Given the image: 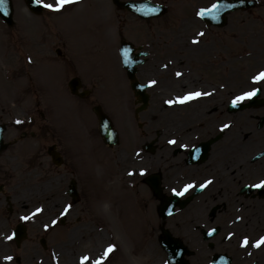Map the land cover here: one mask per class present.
Returning <instances> with one entry per match:
<instances>
[{
    "label": "flooded vegetation",
    "instance_id": "flooded-vegetation-1",
    "mask_svg": "<svg viewBox=\"0 0 264 264\" xmlns=\"http://www.w3.org/2000/svg\"><path fill=\"white\" fill-rule=\"evenodd\" d=\"M213 2L107 0L111 13L126 28L144 32L143 44L138 46L148 53L138 71L139 80L147 86L148 104L141 110L143 105L137 104L133 92L127 93V104L132 106L127 120L130 134L120 135L117 147L104 145L102 151L110 153L113 162L110 199L116 205L129 206L137 217L143 215V233L157 248V264H264V246H241L245 236L250 243L264 236V188L252 186L264 179V91L259 93L255 107L241 108L249 100L237 106L241 109L231 111L234 96L264 87L252 83V77L264 71V49L249 62L230 60L226 46L229 28L235 25L234 19L241 21L244 15L229 16L227 26L221 29L213 27L196 16L200 8ZM118 3L128 4L129 8L123 9ZM138 6L150 11L157 8L161 15L143 18L133 11ZM201 31L205 33L201 42L192 44ZM218 43L225 46V54L217 50ZM24 50L27 56L17 61L16 72L28 78L30 87L10 97L16 107L14 123L6 118L5 108L0 115V120L7 123V134L13 132L8 137L11 150L0 156V190L28 184L30 179L23 172L28 175L30 170L41 169L36 173L40 177L48 170L52 175L41 182L51 185L46 202L71 204L68 192L76 175L75 162L72 165L67 160L71 158L67 141L57 133L52 105L46 102L48 93L41 92L36 80L49 69L66 77L67 86H62L67 96L64 103L77 121L72 126L73 137L82 132L91 135L96 126L88 113L104 104V97L96 87L83 85L82 79L87 73L94 75L96 66L72 45L54 49L51 39L44 44L25 45ZM176 72L182 75L177 77ZM153 79L158 83L149 87ZM72 80H77L79 86L71 88ZM197 90L213 94L184 104L165 103ZM17 120L24 123L17 124ZM224 124L230 127L221 131ZM173 139L175 145L169 143ZM211 142L205 151L194 154L193 146ZM183 144L188 148L181 147ZM53 156L62 160L61 169L65 171L55 177V169L59 168ZM141 169L146 170L145 175L139 174ZM209 179L213 183L201 189L199 185ZM55 180L63 181L64 186L53 194ZM75 181L81 201L85 190L79 179ZM189 183L196 186L185 196L173 194V188L180 190ZM6 201L4 197L0 205ZM172 205L174 211L168 215ZM8 211V217L0 215V264L5 255L15 258L11 264H53L52 245L42 243L44 235L54 234L53 227L44 228L50 223L38 221L39 228L35 227L36 221L25 223L27 238L17 246L4 239L13 233V206H8ZM213 228L216 232L209 236ZM147 259L143 255L137 264H147Z\"/></svg>",
    "mask_w": 264,
    "mask_h": 264
},
{
    "label": "rangeland",
    "instance_id": "rangeland-1",
    "mask_svg": "<svg viewBox=\"0 0 264 264\" xmlns=\"http://www.w3.org/2000/svg\"><path fill=\"white\" fill-rule=\"evenodd\" d=\"M12 1L15 10V26L8 28L0 21V115L1 110L5 108L6 118L14 123L16 107L12 105L13 100L9 102V99L11 95H15L13 92H18L20 88L28 86L26 84L28 78L25 79L16 72V63L20 58L19 50L21 46L19 45L32 44L33 40H46V33L50 29L51 39L70 42L74 48L79 49L87 61L89 60V63L96 66L93 75L96 78L95 82L99 83V87L109 94L105 95L109 102L108 114L114 116L121 133L129 135L130 132H127L129 128L124 118V112L118 105L119 101L117 99L121 95V88H124L125 84L127 85L121 73L117 46L119 47L121 38L134 43L143 42L144 32L129 28L131 26L126 28L125 23L119 17L112 14L108 8H104L106 0H99L101 5L98 0L80 1L79 5L71 7L61 15L52 14V18L48 20H46L49 17L47 12L43 14L42 18L33 17L26 9L23 0ZM258 1L260 3L258 9L245 14L244 17H241V21L237 22V18L234 19L235 25H231L229 28L230 40L227 43L228 45L224 44L228 46L230 60L241 58L246 62L250 61L252 53H257V50L251 49H255L264 39V0ZM250 31L251 33L255 32V35L262 34L261 40L256 41L254 39L250 41L247 38V35L251 34ZM238 45H241V49L237 48ZM23 46L22 55L25 54L23 53ZM262 48H264V44ZM217 50H220V52L223 50L225 54V46L221 43H218ZM87 67L86 65V69ZM91 79L93 80V78ZM63 80V75L55 69H49L41 77V81L47 87L48 97L46 102L52 105L50 112L53 115L57 133L66 139L67 155L75 160L76 166L82 172L81 182L85 189V200L78 206H72L66 217H59L58 214L66 203L53 202L47 204L46 199L50 197L51 185L41 184V182H46L52 174L47 170L42 176L36 177V173L41 169H37L38 171L30 170L31 172L28 175L23 172L24 177L30 179L29 183H24L15 190L8 188L5 190L6 195L11 196L13 199L12 205L15 211L14 220H12L14 223H11V227L18 221H23L20 217L30 215L36 208L43 209L42 213L29 221H36V228H39L38 221L43 219L47 221L65 219L64 226H61L60 223L55 226L59 233L54 234L52 237L49 236L53 251L56 250L60 255V258L55 259L53 254V264H65L67 255L72 250L63 247V243H69V241L78 238L79 242L75 251L86 249L89 246L88 239L82 237V235L86 233L87 226L92 224L87 218L88 211H90V219L94 225L109 232L117 245V250L114 253L115 257L112 254L106 264H133L134 262L137 264L141 260L140 257L137 253L133 254L130 251L134 248L139 252L146 249V239L143 233L144 217L143 215L137 217L126 205L115 207L111 206L109 200L106 202V196L102 193L103 191L107 194L110 192V179L114 170L112 157L111 155L103 157L102 154L98 153L97 155L94 152L93 135L82 132L80 135H75L76 138L73 137L72 126L77 121L70 112L69 107L64 103L67 96L66 91L62 89ZM89 80L84 78L85 85H91ZM72 149L74 154L70 153ZM100 164L102 166H98ZM42 170L44 171V169ZM64 172V170L54 172L53 176L55 177ZM90 185L91 191L88 189ZM63 186V181L55 180L53 182V194H56L58 187ZM96 189L104 197V200H97L95 203L90 204L92 196L96 195L94 194ZM2 198L3 196L0 195V200ZM0 215L9 216L7 208L3 205H0ZM80 238H84V240H80ZM152 246L150 244L149 251L147 250V253L144 254V257L148 256L147 264H156L158 259V253L151 251ZM97 254L102 253L97 252Z\"/></svg>",
    "mask_w": 264,
    "mask_h": 264
},
{
    "label": "snow or ice",
    "instance_id": "snow-or-ice-1",
    "mask_svg": "<svg viewBox=\"0 0 264 264\" xmlns=\"http://www.w3.org/2000/svg\"><path fill=\"white\" fill-rule=\"evenodd\" d=\"M32 3L36 4L37 6L46 9L49 14H54V15H61L64 12H67L71 7L76 6L77 4L80 3V0H31ZM9 4L10 0H0V14L3 16H8L9 15ZM233 7V5L229 4L227 0H215V2L211 3L210 6L200 8L196 16L199 17L200 19H209V20H218L221 15L222 10H227ZM138 11H144L143 8L137 7ZM152 12H158L157 8H152ZM205 36L204 32H198L196 34V38H193L191 40L192 44H199L201 42L200 38H203ZM132 50L130 48H123L122 53H123V63L126 66H131L132 60L130 59V52ZM30 60V58H29ZM165 67H168L166 64ZM175 75L177 77L181 76L182 73L176 72ZM158 82L153 79L148 82V86L152 87L155 86ZM252 83L253 85H261L264 86V71L258 72L256 75L252 77ZM264 91V87H253L251 90L248 91H243L239 95L234 96L232 99L231 103L233 106H238L244 101H249L252 100L254 97H257V95L261 92ZM213 93L209 91H191L187 92L183 96H178L175 99H169L165 101L166 104L168 105H173V104H184L186 102H190L192 100L199 99L201 97L205 96H211ZM17 124H22L24 121L17 120ZM230 125L224 124L221 128V131L229 128ZM170 144L175 145L177 143L176 140H169ZM183 148H188V145L183 144L181 145ZM194 151H199V149H196L195 146H193ZM140 175H145L146 170L141 169L139 172ZM129 175H135L134 172H130ZM213 181L211 179L204 181L199 185L201 189L206 188L208 185H211ZM196 185L194 183H189L184 185V187L180 190H177L176 188L172 189V192L175 196L183 197L185 196L186 193H188L191 189H193ZM255 188H264V179H260L257 183L252 185ZM72 208L71 204H67L63 207L62 211L58 214L59 217H66L70 210ZM43 212L42 208H36L34 212H32L30 215H24L20 217L21 220L23 221H29L36 215L40 214ZM169 215L172 214L171 210H169ZM59 219H53L50 224H45L44 228L45 230L49 229L50 227H54L59 223ZM216 232V229L213 228L208 231V235L211 236ZM17 237V233L13 232L11 235H7L4 237L5 240L7 241H13ZM241 246L242 247H249V246H254L256 248H261L264 246V236L259 237L257 240L254 241V243H250V240L247 236L243 237L241 241ZM117 250V245L115 243H109L107 247L103 250L102 254L97 256L95 259L90 257L89 255H83L79 259V264H106V262L111 258L112 254L115 253ZM15 258L12 255H5L2 257L3 264H11V262ZM168 264H171V262H168Z\"/></svg>",
    "mask_w": 264,
    "mask_h": 264
},
{
    "label": "water",
    "instance_id": "water-1",
    "mask_svg": "<svg viewBox=\"0 0 264 264\" xmlns=\"http://www.w3.org/2000/svg\"><path fill=\"white\" fill-rule=\"evenodd\" d=\"M29 8L33 11V12H36V13H41L42 11V8L37 6L36 4L32 3L31 0H26ZM246 3L245 7H252L253 4H248ZM233 5V4H232ZM243 8L244 6H233L230 8V11H233V10H236V9H239V8ZM0 17L6 22L8 23L9 25H12L13 24V20H12V17H13V7H12V3H11V0H10V4H9V15L8 16H3L2 14H0ZM123 48H130L131 49V45L123 42L122 43V48H121V58H122V62H123V53H122V49ZM132 50V49H131ZM130 56V59L132 60V64L131 66H126L124 63H123V67L128 71V75H129V78L134 81L132 83V87L134 88V90H141V92L139 94L142 93V91L144 90V87H142L141 85H139V83L137 81H135V66L140 64L141 62L140 61H134L132 59V51L130 52L129 54ZM97 114L99 116V119L101 121V134L103 135V137H105L106 139V142L109 143V144H112L113 140H114V137L116 136V132L113 130V127H112V124L110 122V120L102 113H100L98 110H97ZM5 148L4 144H3V129L0 128V153L3 151V149Z\"/></svg>",
    "mask_w": 264,
    "mask_h": 264
},
{
    "label": "bare ground",
    "instance_id": "bare-ground-1",
    "mask_svg": "<svg viewBox=\"0 0 264 264\" xmlns=\"http://www.w3.org/2000/svg\"><path fill=\"white\" fill-rule=\"evenodd\" d=\"M82 237H85L88 239L89 246L86 249L82 250H76V245L79 242L78 238H75L73 242L69 243H63V247H68L71 253H68L67 255V261L66 264H79V259L83 255H89L93 259H95L97 256V252H103V250L107 247L109 243H113V237L112 235L104 231L103 229L93 226L92 224H89L86 228V233L82 235ZM80 240H84V238H80ZM69 252V251H68Z\"/></svg>",
    "mask_w": 264,
    "mask_h": 264
}]
</instances>
